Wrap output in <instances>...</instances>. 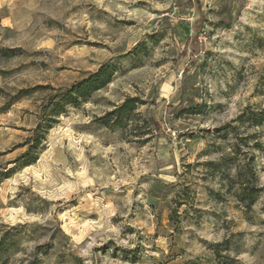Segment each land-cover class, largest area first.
Instances as JSON below:
<instances>
[{"label": "rangeland", "instance_id": "rangeland-1", "mask_svg": "<svg viewBox=\"0 0 264 264\" xmlns=\"http://www.w3.org/2000/svg\"><path fill=\"white\" fill-rule=\"evenodd\" d=\"M109 61L112 83L15 163L51 96ZM129 96L160 132L97 122ZM263 112L264 0H0L9 264H264V121L245 122Z\"/></svg>", "mask_w": 264, "mask_h": 264}, {"label": "trees", "instance_id": "trees-1", "mask_svg": "<svg viewBox=\"0 0 264 264\" xmlns=\"http://www.w3.org/2000/svg\"><path fill=\"white\" fill-rule=\"evenodd\" d=\"M3 57H12L11 51H3ZM129 55V54H127ZM125 55V56H127ZM122 56V57H125ZM117 65L113 62L103 64L96 72L90 73L84 79L75 82L70 87L61 90L58 94L51 96L48 104L44 107L42 116L37 126L31 131L30 137L27 139L26 152L20 156L15 163H31L34 162L38 152L42 149L46 140L47 133L53 127L56 117L67 112L68 107H78L81 102L88 100L91 96L112 83L117 73ZM146 105V102L138 96L127 97L120 105L115 106L112 110L106 112L97 119V122L109 129H127L129 125L136 123V118H143V125H135L134 130L140 128L147 129L158 133L161 131V125L153 117H144L139 108ZM199 105H197L198 107ZM245 114L239 116V120L245 119ZM248 119V120H247ZM245 122L261 125L264 121V112L261 116L251 114ZM135 137H141L140 132L135 133ZM140 141V140H139ZM1 175V174H0ZM238 180H241V189L238 194L240 201H253L258 194V188L250 183L256 180L255 168L251 160L247 162L245 167L239 169L237 173ZM14 242H7L5 237L0 239V264H9L10 256L13 254Z\"/></svg>", "mask_w": 264, "mask_h": 264}]
</instances>
